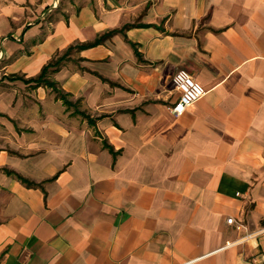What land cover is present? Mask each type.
<instances>
[{
  "label": "crops",
  "instance_id": "crops-1",
  "mask_svg": "<svg viewBox=\"0 0 264 264\" xmlns=\"http://www.w3.org/2000/svg\"><path fill=\"white\" fill-rule=\"evenodd\" d=\"M0 264H264V0H0Z\"/></svg>",
  "mask_w": 264,
  "mask_h": 264
},
{
  "label": "built area",
  "instance_id": "built-area-1",
  "mask_svg": "<svg viewBox=\"0 0 264 264\" xmlns=\"http://www.w3.org/2000/svg\"><path fill=\"white\" fill-rule=\"evenodd\" d=\"M173 82L176 89L180 91L177 101L170 108V111L175 116L182 115L190 105L206 94V91L197 84L193 75L185 69H180L175 73ZM227 221L231 224L235 222L233 218H228Z\"/></svg>",
  "mask_w": 264,
  "mask_h": 264
},
{
  "label": "trees",
  "instance_id": "trees-1",
  "mask_svg": "<svg viewBox=\"0 0 264 264\" xmlns=\"http://www.w3.org/2000/svg\"><path fill=\"white\" fill-rule=\"evenodd\" d=\"M102 39H98L97 41H96V43H99L100 41H101ZM94 43H90V44H76V45H74V46H70L67 50H66V52L62 55V56H60V57H58V58H56V59H53L52 61H50L43 69H42V72H41V74L39 75V77L35 80L37 83H39V84H45V85H47V86H51L53 89H56V86H55V84L53 83V82H51L46 76H47V73L51 70V69H57L61 64H62V62L66 59V56L73 50V49H84V48H86V47H89V46H91V45H93ZM57 90V89H56ZM58 91V95H59V97H61L62 99H64V101L66 102V103H68V100H67V96H66V94L65 93H63L62 91H60V90H57ZM83 115H85L84 113H83ZM22 180L24 181V182H26V184H28V185H32L30 182H28L27 180H25V179H23L22 178Z\"/></svg>",
  "mask_w": 264,
  "mask_h": 264
}]
</instances>
